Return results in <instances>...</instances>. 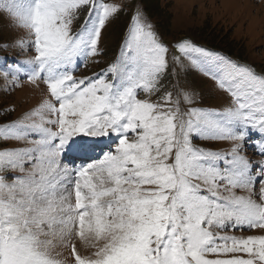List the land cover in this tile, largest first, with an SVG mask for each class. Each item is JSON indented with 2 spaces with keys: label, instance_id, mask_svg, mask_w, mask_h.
Segmentation results:
<instances>
[{
  "label": "snow or ice",
  "instance_id": "1",
  "mask_svg": "<svg viewBox=\"0 0 264 264\" xmlns=\"http://www.w3.org/2000/svg\"><path fill=\"white\" fill-rule=\"evenodd\" d=\"M126 8L118 55L75 76ZM3 21L24 35L0 48L33 54L0 57V77L45 91L0 124V142L20 145L0 147V264H264V70L176 41L172 61L231 97L195 106L179 81L175 96L164 84L169 46L143 0H0Z\"/></svg>",
  "mask_w": 264,
  "mask_h": 264
},
{
  "label": "rangeland",
  "instance_id": "2",
  "mask_svg": "<svg viewBox=\"0 0 264 264\" xmlns=\"http://www.w3.org/2000/svg\"><path fill=\"white\" fill-rule=\"evenodd\" d=\"M143 4L164 43L169 46L170 64L164 84L173 91L174 96L175 89L172 85L179 81L180 87L194 93L195 106L221 109L231 99L227 92L221 90L213 79L194 67L187 58L181 57L183 66L172 61L173 55H180L172 47L180 39H189L197 46L248 64L258 72L264 70V0H143ZM83 15L84 13L81 14L79 22H82ZM129 23L130 9L126 8L102 30L100 40L102 55L89 57L86 61L78 58L74 75L91 76L106 68L118 55L119 45ZM6 24V21L0 22V40H12L16 36L24 35L22 30L14 31ZM31 54L33 53L30 48L28 50L16 47L0 48V57L10 59L15 57L23 60ZM44 91L43 83H39L37 87L29 83L24 74L19 76V86L7 83L0 77V124L15 120L24 112L36 107ZM192 142L199 147L213 150L230 147L228 141L193 137ZM5 146L20 145L16 141L0 142V147ZM248 154H253L251 148L248 149ZM230 234L255 235L261 234V231L254 229ZM65 256H68V252H65Z\"/></svg>",
  "mask_w": 264,
  "mask_h": 264
}]
</instances>
